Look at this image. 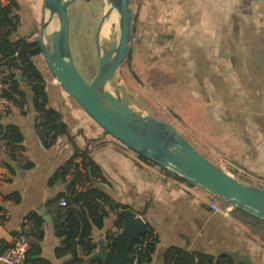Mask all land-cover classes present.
<instances>
[{
    "label": "crops",
    "instance_id": "0c3cea01",
    "mask_svg": "<svg viewBox=\"0 0 264 264\" xmlns=\"http://www.w3.org/2000/svg\"><path fill=\"white\" fill-rule=\"evenodd\" d=\"M105 1L82 0L69 12L71 48L78 14L87 15L86 9L91 15L81 17V21L86 17L85 32L92 34V22L97 18L92 34L95 43L98 37L103 44L113 40L111 29L107 35L102 31ZM2 2L8 5L10 0ZM13 2L12 15L20 18V25L15 35L5 38L11 47L19 38L38 40L43 15H52L53 10L46 0ZM130 5L131 52L120 78L122 96L142 114L170 122L208 158L236 172L230 173L233 176L264 189V0H130ZM95 48L99 59L97 43ZM34 60L45 79L47 107L61 114L68 133L59 135L50 146L44 144L31 85L21 71L13 69L17 94L22 93L26 103L18 107L11 102L0 124L18 127L25 157L34 167L18 168L6 140H0V195H22L18 204L3 203L10 217L2 227L12 237L29 213H41L44 208L52 220L46 221L41 256L53 264L71 259V253L60 258L55 254L61 240L48 209V202L67 192L69 183L51 180L75 149L81 153L87 149L101 170L103 181L93 179L97 186L117 202L130 205L158 234L148 264H167L168 251L174 247L210 255L227 251L249 254L256 264H264V241L233 216L231 204L224 208L209 191L179 181L170 169L144 161L138 152L108 134L64 89L43 54ZM15 97L22 99L19 94ZM115 218L114 213L103 228L93 231L97 247L92 255L99 251L100 243L108 248L106 236ZM7 243L0 240V250ZM78 249L84 257L82 247Z\"/></svg>",
    "mask_w": 264,
    "mask_h": 264
},
{
    "label": "water",
    "instance_id": "95a60500",
    "mask_svg": "<svg viewBox=\"0 0 264 264\" xmlns=\"http://www.w3.org/2000/svg\"><path fill=\"white\" fill-rule=\"evenodd\" d=\"M80 1L46 0L53 14L43 15L38 42L57 81L108 134L135 152L155 160L161 167L209 191L214 198L264 219V189L227 173L193 146L170 122L158 120L152 114H142L132 107L130 99L126 98V106H122L124 98L120 78L130 56L133 27L130 0H116L120 8L119 39L101 51L97 74L90 80L82 76L70 44L69 19V12ZM11 46L4 38L0 52H6ZM106 81L105 91L98 92L97 87ZM40 212L46 221L52 220L44 208ZM125 214V225L117 235V249L112 251L100 243L99 251L92 255L91 260H102L107 264L124 263L134 243L146 232L149 222L132 209L125 210ZM0 240L12 242L14 237L0 226ZM225 255L235 258L240 264H256L249 254L242 256L227 251Z\"/></svg>",
    "mask_w": 264,
    "mask_h": 264
},
{
    "label": "trees",
    "instance_id": "16d2710c",
    "mask_svg": "<svg viewBox=\"0 0 264 264\" xmlns=\"http://www.w3.org/2000/svg\"><path fill=\"white\" fill-rule=\"evenodd\" d=\"M13 0L4 5L0 0V42L5 37H11L18 31L20 18L13 16ZM42 51L38 40L29 41L24 38L16 39L13 47L0 56V67H3L14 78L13 69L23 73L31 85L34 94V105L39 113L38 130L44 144L52 145L57 137L68 133V127L60 121L61 114L47 107V98L44 92L45 79L38 68L34 57L41 55ZM12 73V74H11ZM15 81V93L18 84ZM22 99L17 100L15 94L9 99L15 106L24 107L26 103L23 94L19 93ZM7 111V110H6ZM9 111V109H8ZM0 111V119L6 112ZM6 140L9 146V154L20 169H32L34 162L26 159L24 138L18 127L14 125L0 124V140ZM75 149L74 155L56 172L53 180H62L69 183L67 192L61 193L48 202V209L54 222L55 234L61 240L55 248L58 258L72 254L71 259L62 264H107L102 260L87 261L86 257L92 255L96 244L92 238L95 229L105 226L106 220L116 214L112 230L107 233L108 248L112 251L117 249V235L125 225V210L130 205L122 204L114 200L109 194L97 186L96 180L102 178L100 168L92 157L84 152ZM146 162L158 165L155 160L138 153ZM163 168V167H162ZM167 170L166 168H163ZM14 173L15 170L11 169ZM179 181H185L182 176L177 175ZM66 200L65 206L60 205L61 200ZM22 200L19 192L11 193L8 196L0 195V226L9 220V210L3 205L5 201L18 204ZM225 208L229 204L220 199ZM232 214L238 220L247 223L250 231L259 239L264 241V219L250 214L242 209L234 207ZM46 220L39 212L29 213L22 221L21 228L12 233L14 239L24 237L28 242L26 264H53L49 259L41 256L42 241L46 235ZM159 242V236L153 225L148 222L147 230L142 234L130 249L123 264H148ZM12 242L5 245L8 247ZM79 246L82 247L83 256L80 255ZM4 248V249H5ZM2 249V250H4ZM0 250V251H2ZM167 264H240L235 258L227 255H210L200 252H189L182 248L174 247L168 251Z\"/></svg>",
    "mask_w": 264,
    "mask_h": 264
},
{
    "label": "rangeland",
    "instance_id": "374dc122",
    "mask_svg": "<svg viewBox=\"0 0 264 264\" xmlns=\"http://www.w3.org/2000/svg\"><path fill=\"white\" fill-rule=\"evenodd\" d=\"M93 7L96 10L98 9L97 5L93 6ZM86 12H87V15H79L78 14L79 24H78L76 34L74 36V42L72 44V50H73L74 57H75V59H74L75 64H76L79 72L82 74V76L85 79L90 80L92 77H94L97 74V72L99 71V67H100V56L98 59V51L95 48L96 43H97V48L99 50V55H101V53H102L101 49H104L106 46L110 45L112 42L117 41L119 39V33H120V20L118 21L117 24L114 23L113 26L111 27L110 34L113 35V40L103 44L101 39H99V37H98V40L95 43V40H94L92 34L94 31L93 22H96L98 25L97 18H94V20L92 22V27H91L92 34L85 32L86 28H88V27L83 26V21L86 17H84L82 19V21H81V17L91 15V11H89L88 9H86ZM92 19L93 18H91V20ZM225 171L229 174L231 172H233V171H230L227 166H226ZM233 173H236V172H233ZM239 173H240V171H237V175ZM245 179H247V180L252 179L254 181L255 178H252L250 176H246ZM248 184H250V183H248Z\"/></svg>",
    "mask_w": 264,
    "mask_h": 264
},
{
    "label": "built area",
    "instance_id": "2783aa9c",
    "mask_svg": "<svg viewBox=\"0 0 264 264\" xmlns=\"http://www.w3.org/2000/svg\"><path fill=\"white\" fill-rule=\"evenodd\" d=\"M15 85L14 78L8 71L0 67V111L9 109L10 95H18L15 93ZM59 204L65 206L67 201L63 199ZM213 206L216 211L220 210L218 205L213 204ZM27 250L28 242L24 237L14 239L8 247L0 251V264H26Z\"/></svg>",
    "mask_w": 264,
    "mask_h": 264
},
{
    "label": "bare ground",
    "instance_id": "6f19581e",
    "mask_svg": "<svg viewBox=\"0 0 264 264\" xmlns=\"http://www.w3.org/2000/svg\"><path fill=\"white\" fill-rule=\"evenodd\" d=\"M120 20V8H119V4L116 0L110 1V0H106L105 1V7L102 13V22H103V26H102V31H103V35H107L111 29V27L113 26L114 23H118V21ZM103 50V49H101ZM111 57V55H110ZM107 86V81L104 82L102 85L97 87V91L100 93H103L105 91V88ZM124 99L122 102V106H126L125 103V97H123Z\"/></svg>",
    "mask_w": 264,
    "mask_h": 264
}]
</instances>
